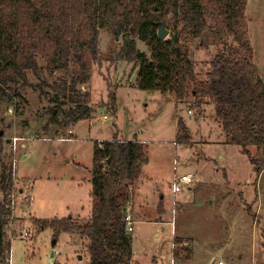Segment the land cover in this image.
<instances>
[{"label":"rangeland","instance_id":"obj_1","mask_svg":"<svg viewBox=\"0 0 264 264\" xmlns=\"http://www.w3.org/2000/svg\"><path fill=\"white\" fill-rule=\"evenodd\" d=\"M245 21L252 62L264 80V0H246ZM162 25L167 39L173 26ZM98 38V59L90 64L85 87L91 95L88 115L70 114L73 105L61 104V92L52 86L64 77L60 70L43 68L40 79L28 74L29 84L16 86L20 94L0 102V173L6 165L11 178L6 264H89L87 239L39 228L33 219H89L94 143L116 131L120 139L141 141L148 158L131 190L132 263L264 264V148L248 146L260 159L257 176L247 155L228 142L212 103L200 112L188 102L176 103L168 92L138 88L146 77L141 67L153 70L144 40L134 38L135 52L142 55L127 60L117 53L132 38L128 27L118 37L100 29ZM219 46L200 38L189 43L198 77ZM55 93L58 101L52 100ZM111 93L116 115L109 111ZM179 117L190 143L176 142ZM187 172L193 183L173 191V177Z\"/></svg>","mask_w":264,"mask_h":264},{"label":"trees","instance_id":"obj_2","mask_svg":"<svg viewBox=\"0 0 264 264\" xmlns=\"http://www.w3.org/2000/svg\"><path fill=\"white\" fill-rule=\"evenodd\" d=\"M245 8L246 0H0V102L20 94L16 86L29 84L28 74L40 79L43 68L50 73L60 70L64 77L52 86L61 92V104L73 105L70 114L88 115L91 95L86 88L90 64L98 59L99 30L106 28L118 37L128 27L132 38L122 43L117 56L133 60L142 55L135 52L134 38L144 40L152 53L148 65L153 70L141 67L146 77L138 88L168 92L176 103L188 102L200 112L212 103L228 142L240 147L258 176L260 159L250 154L248 146L264 148V80L252 62ZM160 24L173 26L174 33L159 39L155 28ZM195 38L205 45L210 41L220 45L202 78L189 57V43ZM55 94L52 100L58 101ZM109 101V111L116 115L114 93ZM175 139L177 143L191 140L182 117L177 119ZM147 160L141 141L120 139L117 131L111 139L95 142L89 219L79 223L71 217L34 218V224L50 227L56 234L74 231L87 239L89 264H137L132 263L124 217ZM10 182L3 165L0 264L7 263L10 249L5 237Z\"/></svg>","mask_w":264,"mask_h":264},{"label":"built area","instance_id":"obj_3","mask_svg":"<svg viewBox=\"0 0 264 264\" xmlns=\"http://www.w3.org/2000/svg\"><path fill=\"white\" fill-rule=\"evenodd\" d=\"M190 112V110H189ZM104 119L108 118L107 115H103L102 116ZM173 183H172V189L173 191H177V190H182L184 188V186H189L193 183L194 181V175L191 172H187L181 176H174L173 177ZM32 199V198H31ZM125 221H126V229L127 231H131L133 229L132 227V216L130 213V204L127 205L126 210H125ZM217 264H223V262L221 260L217 261Z\"/></svg>","mask_w":264,"mask_h":264},{"label":"water","instance_id":"obj_4","mask_svg":"<svg viewBox=\"0 0 264 264\" xmlns=\"http://www.w3.org/2000/svg\"><path fill=\"white\" fill-rule=\"evenodd\" d=\"M166 34V29L164 28V26L161 24L157 30V36L159 37V39H163L164 36Z\"/></svg>","mask_w":264,"mask_h":264},{"label":"crops","instance_id":"obj_5","mask_svg":"<svg viewBox=\"0 0 264 264\" xmlns=\"http://www.w3.org/2000/svg\"><path fill=\"white\" fill-rule=\"evenodd\" d=\"M190 186V185H189ZM157 235V234H156ZM174 237V236H173ZM138 264V262H136Z\"/></svg>","mask_w":264,"mask_h":264}]
</instances>
